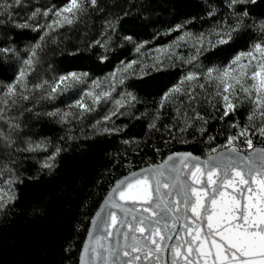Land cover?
I'll use <instances>...</instances> for the list:
<instances>
[{
  "label": "trees",
  "instance_id": "obj_1",
  "mask_svg": "<svg viewBox=\"0 0 264 264\" xmlns=\"http://www.w3.org/2000/svg\"><path fill=\"white\" fill-rule=\"evenodd\" d=\"M47 2L63 6L66 0H20L19 4L0 0V48L15 49L17 56L27 58L34 44L42 46L37 50L35 71L28 76L30 99L7 112L16 118L19 129L10 130L0 120V132L15 140L9 148L0 138V187L4 191L0 264H78L91 219L116 181L161 163L173 153L191 152L206 158L211 148L224 144L228 135L239 130L231 125L243 127L248 123L251 110L245 101L221 119L220 102L205 93L196 105H186L184 100H165L160 105L164 93L183 77L180 69H170L125 82V91L135 101L132 110L119 120L115 133L66 136L48 115L43 91L48 84L43 89H34V84L51 82L67 71L105 77L134 59L133 43L165 46L172 40L176 25L202 32L217 21V13L221 16L229 9L226 0H98V7L87 10L73 30H55L41 42L45 29H36L34 21L43 20ZM8 5L11 18L4 11ZM238 7L249 13L246 25L264 19V0ZM37 8L41 14L28 20ZM211 8L215 9L214 16L208 15ZM26 22L29 27L18 26ZM105 34L108 39L96 43ZM258 38L256 31L245 27L228 43L203 54L201 61L206 68L224 66ZM5 59L19 63L16 56L0 53V61ZM0 78L10 77L0 73ZM197 112L202 119L196 118ZM183 119L192 123L184 133L180 132ZM27 141H44L48 151H17L26 148ZM53 154L52 167H43L46 157ZM9 179H13L11 185L6 183ZM9 193L14 195L11 200Z\"/></svg>",
  "mask_w": 264,
  "mask_h": 264
},
{
  "label": "snow or ice",
  "instance_id": "obj_2",
  "mask_svg": "<svg viewBox=\"0 0 264 264\" xmlns=\"http://www.w3.org/2000/svg\"><path fill=\"white\" fill-rule=\"evenodd\" d=\"M15 2L19 4L20 0ZM255 3L256 0H226L234 22L229 24L225 18L223 27L218 24L208 35H214L216 43L226 44L234 33L251 27L259 38L253 40L247 50L237 52L224 66L208 67L202 72L188 71L161 98V105L170 96L173 99L185 96L191 102L196 100V88L201 91L214 88V96L223 105L221 119L234 112L238 103L247 101L251 105L248 123L243 127L231 125L239 130L235 135H228L225 144L211 148L206 159L191 152H177L162 164L150 165L141 173L133 172L130 177L116 181L91 219L80 264H161L164 257H170L171 264H264V148L256 147L252 139L256 133L264 137V19L246 25L249 13L246 8L238 7ZM10 7L4 9L9 18ZM89 7H98V0H66L62 7L44 11V17L48 18L51 13L52 18L39 40L44 41L57 28L72 25ZM40 14L37 8L28 20ZM208 15L214 16L215 9L211 8ZM18 26L26 28L30 25L26 22ZM181 27L176 25V30ZM125 39L131 41L132 37ZM178 41L196 48L195 55L185 61L191 64L204 47L205 34L185 32ZM207 44L214 46L211 40H207ZM41 47L39 42L34 44L27 58L17 56L15 49L0 48V53L12 54L19 61L18 64L7 59L0 61V73L10 77L0 78V105H3L0 120L10 130L20 126L14 123L15 117L7 116V112L21 106V101L30 99L28 76L35 71L37 50ZM141 47L137 45L136 51L139 52ZM136 63L133 60L118 71H127ZM109 76L114 79L115 73ZM88 77L89 73L85 71H67L54 77L52 82L44 80L33 87L43 89V85L48 84V89L43 90L44 98L55 99L54 94L85 84ZM123 79L119 82L123 83ZM91 85L99 87L100 81L92 80ZM113 90L114 84L100 92L89 87L84 96L90 98L92 104L84 103L82 96L72 106L79 109L78 115L82 117L102 98H111ZM208 102L212 103L210 99ZM116 104L121 105V101L117 100ZM177 113L179 115V109ZM48 115L57 113L49 112ZM69 115L73 113L65 112L61 119ZM196 118L202 119L198 112ZM257 118L259 124L255 123ZM0 138L5 140L6 147L15 144L11 135L0 132ZM26 143V148H17V151L46 150L44 141ZM218 148L223 150L218 151ZM59 151L57 148L56 152ZM43 167L51 168L52 164L46 161ZM6 183L11 185L13 179ZM13 198L14 195L9 193L8 199ZM3 200V189H0V203Z\"/></svg>",
  "mask_w": 264,
  "mask_h": 264
},
{
  "label": "rangeland",
  "instance_id": "obj_3",
  "mask_svg": "<svg viewBox=\"0 0 264 264\" xmlns=\"http://www.w3.org/2000/svg\"><path fill=\"white\" fill-rule=\"evenodd\" d=\"M45 8L48 9H58L62 6L52 5L50 2L45 3ZM91 7L88 8V10ZM217 15V21L211 22L210 26L202 32H194L189 30L186 26H182L179 30H174L172 32V40L165 46L156 45L155 42L150 43H133L134 47V59L137 61L136 64H133L131 68L127 69V71H118V69H123L126 64L129 62L122 63L113 73H115V78L106 75L105 77L101 78H94L89 76L88 81L85 84L76 85L73 88L64 91L62 94H54L55 99H47L48 104V113L55 112L57 115L50 116V118L61 127L62 132L66 136H79V137H95V136H102V135H111L118 130L119 120L122 116L129 111L132 110V104L134 103V99L132 95H129L125 91V82L131 78H137L144 76L146 74L170 70V69H180L183 72V76L186 75L188 71H196L202 72L207 68L201 61V57L203 54L207 53L208 51L212 50L213 48L217 47L218 43H216V37L214 35H208L210 30L214 29L218 24L220 27H223V21L227 18V22L232 24L233 18L229 12H224L223 15ZM39 18V17H38ZM36 18V19H38ZM52 14H49V17H44L43 20H35V26H40L38 29H46V25L51 23ZM234 22V21H233ZM80 23V18L75 21L72 25H65L62 28H57L56 31H60L61 29H66V31L73 30L77 25ZM37 29V28H36ZM107 32V30H106ZM105 32V33H106ZM185 32L192 33V34H205V44L203 49L201 50L198 59L193 61V63L189 64L185 61L189 56L195 55L196 48L192 47L190 43H185L184 41H178V37L184 35ZM108 34L101 37V40H98L99 43L102 41H106ZM106 39V40H105ZM207 40H211L214 46L209 47L207 44ZM179 44V46H177ZM108 43L105 42L104 46H107ZM137 45H142L140 51H136ZM132 60V61H133ZM107 77V79H105ZM123 79V83H120V79ZM92 80H99L100 86L94 87L91 85ZM53 81V80H52ZM51 81V82H52ZM180 82V81H179ZM203 83V81H201ZM114 84V90L111 91V98H102L100 103L93 105V110L91 112H86L82 117L78 115L79 109L72 106L74 105L75 100L80 99L84 96L85 92L88 90L89 87H92L94 92H100L108 90L110 85ZM48 89V86L46 87ZM199 88L195 89L196 100L189 101L185 96L173 97L170 96L167 100H184L186 105H196L200 101V97L203 93L207 95L214 96V88H207L205 91H197ZM197 93V94H196ZM121 101V105H117L116 101ZM165 101V100H164ZM216 101H219V98L216 97ZM220 102V101H219ZM84 103L92 104L90 98L84 96ZM242 103H238L237 107ZM161 105V102H160ZM223 111V105L220 102ZM71 106V107H70ZM236 107V108H237ZM65 112H71L73 115H69L65 119H61V115ZM114 113V114H113ZM232 113V112H230ZM229 113V114H230ZM108 116L109 119L105 120L104 117ZM187 121V123H185ZM260 121H257L256 124H259ZM192 123L190 124L187 119H183L182 121V128L180 132L184 133L186 129L191 127ZM107 129V131H105ZM255 133V129L253 130ZM243 139V137H241ZM253 143L256 147H264L263 141L264 137H261L258 133L252 136ZM226 143V141H225ZM224 143V144H225ZM223 150V149H221ZM48 151V149L46 150ZM49 157H46L44 163L48 161L52 164V159L49 160ZM0 189H2L0 187ZM4 195V191H3Z\"/></svg>",
  "mask_w": 264,
  "mask_h": 264
},
{
  "label": "water",
  "instance_id": "obj_4",
  "mask_svg": "<svg viewBox=\"0 0 264 264\" xmlns=\"http://www.w3.org/2000/svg\"><path fill=\"white\" fill-rule=\"evenodd\" d=\"M262 148H264V147H262ZM220 151H222V150H220ZM193 154V153H192ZM172 155V154H171ZM194 155V154H193ZM170 156V155H169ZM169 156H167L161 163H158V164H162ZM207 158V157H206ZM206 158H202L201 157V159H206ZM147 168H149V166L148 167H145V168H141V169H139V170H136V171H134V172H136V173H141V170L142 169H147ZM133 173V172H132ZM132 173H130V174H128V175H126V176H124L122 179H120V180H123L125 177H130L131 176V174ZM116 185V184H115ZM115 185L113 186V187H115ZM112 187V188H113ZM111 188V189H112ZM110 189V190H111ZM109 190V191H110ZM108 194V193H107ZM107 196V195H106ZM105 196V197H106ZM105 197H104V199H105ZM104 199H103V201H102V203L100 204V206L103 204V202H104ZM100 206H99V208L97 209V211L100 209ZM96 211V212H97ZM95 215V214H94ZM94 217V216H93ZM90 228H91V222H90V226H89V229H88V231L90 230ZM88 240V232H87V235H86V238H85V240H84V243L86 242ZM84 243H83V245H84ZM113 243H114V241H113ZM82 249H83V246H82V248H81V251H82ZM81 251H80V253H81ZM79 258H80V256H79ZM78 264H80V260H79V262H78ZM161 264H171V262H170V257H164V258H162V260H161Z\"/></svg>",
  "mask_w": 264,
  "mask_h": 264
}]
</instances>
